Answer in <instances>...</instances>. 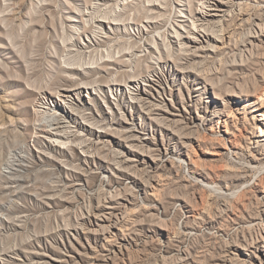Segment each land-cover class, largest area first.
Segmentation results:
<instances>
[{"label":"rangeland","instance_id":"1","mask_svg":"<svg viewBox=\"0 0 264 264\" xmlns=\"http://www.w3.org/2000/svg\"><path fill=\"white\" fill-rule=\"evenodd\" d=\"M223 1L212 20L228 43L187 56L201 0H0V264L264 262V240L250 244L264 224V37L250 36L264 0ZM60 98L104 131L38 136Z\"/></svg>","mask_w":264,"mask_h":264},{"label":"bare ground","instance_id":"2","mask_svg":"<svg viewBox=\"0 0 264 264\" xmlns=\"http://www.w3.org/2000/svg\"><path fill=\"white\" fill-rule=\"evenodd\" d=\"M147 1H150L149 2V3H151L150 5H159V7H160V4H159L158 1H161V0H147ZM201 1L203 3H208L209 5H203L204 9H201L200 11H198V13L190 12V16L194 19L193 26L195 28L193 27V29H194V31L197 34H199L197 36L196 35L189 36V37H191V40L193 42H195L194 47L192 48L190 45H186V44L180 42L181 43V48H184V50H185L182 53H184L187 56L195 54V50H197V49H201V50H204V51L215 50V49L219 48V45H217L216 42H221L223 45L228 43V42H226L227 41L226 39L229 36L227 34V31H225V28L223 26H221V25H218L219 22H217L216 20H214V19L212 20V18L214 16H218L219 15V11L222 10V8H223L222 7V3L226 4L228 2L227 1H223V0H201ZM240 2L241 1H239L238 3H240ZM90 6H93V5L90 4ZM124 7H126V5H123V8ZM181 8H176V10L180 12L179 15L183 16L184 13H183ZM238 12L240 13V9H239ZM110 15L111 16L112 15H118L117 9H111L110 11L106 12L104 17L110 18ZM98 17L99 16L92 17V20H91L92 24L90 26L91 28H93L95 26V23H94L93 20L94 19L95 20L98 19ZM261 20H262V22H260V23H258V22H254L253 23V26L254 25L257 26V28H259V30L253 29L254 31H250V36L256 37L257 40H259V41H262L263 40L262 37H264V18L261 19ZM172 21L175 23V20L172 19ZM177 25H179V24H177ZM179 26L182 27L181 25H179ZM170 27H171V30H173V32H175V35H173V36L178 38L177 40H179V39H181L183 37V35L181 33H179L176 29H173V25L172 24L170 25ZM78 30H80V29H78V27H77L74 30L75 33ZM169 34H171V33H169ZM72 37L73 36H71V39H72ZM71 39H68V40L70 41ZM161 39L166 40L165 37H163ZM100 41H101L100 33L97 32L96 34H94V37L91 38V40H89V44L87 45V47H91L93 45L100 44ZM212 41L215 42V43H213ZM204 43H207V44H204ZM249 44L252 45L251 41H249ZM166 45L169 47L168 44H166ZM93 50H97V49L94 47ZM246 51H247L248 54L251 55L252 46H251L250 49L246 48ZM98 53H99V50H98ZM101 56H102V54H101ZM101 59H102V57H101ZM71 60L72 59L70 58L68 63L74 65L76 62H72ZM81 65L84 66V63L81 64ZM79 66L70 65V66L63 67L64 71L70 73V75L68 73L66 75H63V76L61 75L62 78L67 79V80H73V81L76 80L78 78V76H74L73 74H75L74 71L76 69L77 70L81 69ZM152 72H153V76H156L157 78L151 77L150 75H147L146 76L147 79H145V80L151 82L149 84L147 83V85H149L150 87H153L152 84H158V85H159V83L161 84V81H162V78H163L162 77L163 74L158 69L155 68V69H153ZM79 79H81V78H79ZM263 80H264V76H263ZM89 84H90L89 82H85L82 85L80 84L81 85V86L79 85L80 89H82V88L83 89L84 88H87V89L91 88V86ZM60 95H64V94H60ZM140 98H142V97H140ZM217 98L218 99H222V96H217ZM256 103L258 105V107H257L258 110L264 111V92H263L262 95L257 96ZM58 105H59L58 109L60 111L59 110L56 111V109H57L56 107H58ZM43 107H45L44 110L41 109L43 114L44 113H48V110L46 108L53 110V108H50V107H47V106H43ZM157 107H160V106H158V104H157L156 108ZM152 109H154V107L148 109V113H152ZM39 110H36L37 113H38ZM51 111H50V113H48L49 117H44L42 115H39L40 116L39 120H41V121L38 123L39 126L37 127V129L39 130L38 133L40 132L38 134V136L44 137L43 133H45L48 136H50L51 139L55 138V139H53L54 141H58L59 142V143L57 142L56 145L61 146L60 143H65L60 138H66L68 140L69 138H72V137L84 135L82 132H79L78 130L75 131V130L71 129V125L68 122H74L76 124L75 127H77L78 129L80 128L81 130H85L87 133H96V130L97 131H101V132L104 131V128L101 129V130L100 129L98 130L97 128H95L96 127L95 125H97V126L100 125V124L97 123V120L93 119L91 115L90 116L87 115L86 112H84L85 110H81L80 108H78L76 106H73L72 101H68L67 98H63V99L60 98L59 102H57V104L55 106V109L53 110L52 113H51ZM42 113H40V114H42ZM223 113H224V115H225V117L227 119L231 117V118H233L236 121L239 120L238 117L235 115V113L231 109H227ZM44 115H47V114H44ZM78 117L83 118L86 121H83V122L81 121L80 122V121L77 120ZM263 119L260 118L259 120L262 121ZM87 121L90 122L91 124H89ZM100 121H99V123H100ZM263 123H264V120H263ZM94 129H95V131H94ZM99 135H101V134H99ZM260 135H264V131H262ZM81 138L83 139V137H81ZM85 140L86 139L81 140V142H79V144H80L81 148H83L84 152L87 155H90V153H88V152H91V144L93 143V141L91 139H89V141H88V138H87L86 141ZM260 140H262V138H260ZM257 141H259V139H256L255 142H257ZM4 163L7 166L15 169L11 165L12 163L10 162V160L7 159V160H5ZM114 163L119 164L118 161H115ZM118 168L120 170H123L121 167H118ZM15 179H17V178H15ZM106 200L107 199H104V201H106ZM102 201L103 200L99 201V204L96 206L97 209H102V208L106 209V208H112L113 207V206L106 205ZM223 205L225 206V209H227V210L231 209L230 205H228L226 203L223 204ZM108 213L111 216L114 215L112 211H109ZM101 215L105 217V221L110 219V216L106 217L104 214H101ZM98 218L101 219L99 216H98ZM124 219H125V215H123V214L121 215V217H119V218L117 217V221L118 222L119 221L121 222ZM257 224L258 225L256 227V233H255V235L253 237L250 238V244L251 245H254V244L258 243V241H260V239L264 240V236H263L264 224H260V223H257ZM97 225H99L100 227L101 226H103V227L106 226V224L101 225L100 223H97ZM262 264H264V262Z\"/></svg>","mask_w":264,"mask_h":264}]
</instances>
